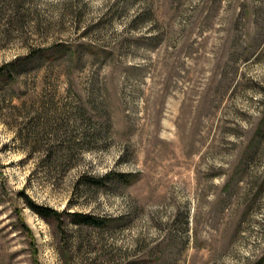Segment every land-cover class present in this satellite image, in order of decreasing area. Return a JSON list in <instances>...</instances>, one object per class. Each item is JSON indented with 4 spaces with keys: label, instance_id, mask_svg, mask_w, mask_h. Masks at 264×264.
<instances>
[{
    "label": "rangeland",
    "instance_id": "374dc122",
    "mask_svg": "<svg viewBox=\"0 0 264 264\" xmlns=\"http://www.w3.org/2000/svg\"><path fill=\"white\" fill-rule=\"evenodd\" d=\"M0 264H264V0H0Z\"/></svg>",
    "mask_w": 264,
    "mask_h": 264
},
{
    "label": "trees",
    "instance_id": "16d2710c",
    "mask_svg": "<svg viewBox=\"0 0 264 264\" xmlns=\"http://www.w3.org/2000/svg\"><path fill=\"white\" fill-rule=\"evenodd\" d=\"M28 205L32 210H34L37 214H39L41 217H44L45 219L53 218L54 214H56L55 210L51 208L40 207L38 205H35L31 201H28ZM71 216L73 218L72 222L75 224L96 226L99 223L98 220L92 215L72 213Z\"/></svg>",
    "mask_w": 264,
    "mask_h": 264
}]
</instances>
